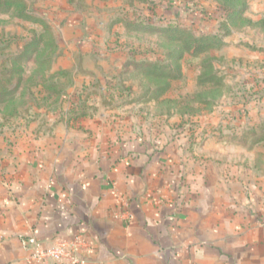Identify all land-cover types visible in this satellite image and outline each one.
<instances>
[{"label":"rangeland","instance_id":"obj_1","mask_svg":"<svg viewBox=\"0 0 264 264\" xmlns=\"http://www.w3.org/2000/svg\"><path fill=\"white\" fill-rule=\"evenodd\" d=\"M204 35L223 43L187 47ZM105 111L264 169V0H0V147Z\"/></svg>","mask_w":264,"mask_h":264},{"label":"crops","instance_id":"obj_2","mask_svg":"<svg viewBox=\"0 0 264 264\" xmlns=\"http://www.w3.org/2000/svg\"><path fill=\"white\" fill-rule=\"evenodd\" d=\"M138 123L48 115L0 147V264H41L24 235L82 236L83 264H264V169Z\"/></svg>","mask_w":264,"mask_h":264},{"label":"built area","instance_id":"obj_3","mask_svg":"<svg viewBox=\"0 0 264 264\" xmlns=\"http://www.w3.org/2000/svg\"><path fill=\"white\" fill-rule=\"evenodd\" d=\"M21 241L29 251V260L41 264H83L77 252L80 247L88 245L82 236L56 238L45 246L33 235H24Z\"/></svg>","mask_w":264,"mask_h":264},{"label":"trees","instance_id":"obj_4","mask_svg":"<svg viewBox=\"0 0 264 264\" xmlns=\"http://www.w3.org/2000/svg\"><path fill=\"white\" fill-rule=\"evenodd\" d=\"M223 41L218 37V35H204L199 38H193V42L190 45H187L188 48H193V51L202 52L212 47L221 46ZM180 74L177 72V68L169 69V71H163L156 74V76L165 77V78H177ZM170 84L165 83L162 86H159L158 92L163 93L169 88Z\"/></svg>","mask_w":264,"mask_h":264}]
</instances>
